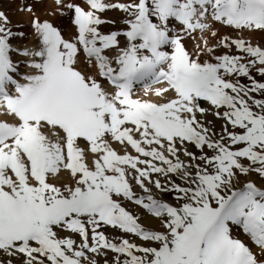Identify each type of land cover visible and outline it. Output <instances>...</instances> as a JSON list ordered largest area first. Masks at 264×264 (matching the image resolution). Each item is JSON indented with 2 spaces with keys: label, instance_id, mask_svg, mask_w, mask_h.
<instances>
[{
  "label": "snow or ice",
  "instance_id": "snow-or-ice-1",
  "mask_svg": "<svg viewBox=\"0 0 264 264\" xmlns=\"http://www.w3.org/2000/svg\"><path fill=\"white\" fill-rule=\"evenodd\" d=\"M83 3L61 12L71 14L72 40L33 18L40 47L20 54L39 59L24 82L0 12V115L10 118L0 120V264H97L100 255L108 264L107 252L112 264H264V187L241 179L264 180V48L209 23L264 33V0ZM108 10L125 15V30L99 31L115 23L99 15ZM197 32L202 45L189 53L183 41ZM81 53L109 88L77 69ZM138 85L163 102L134 98ZM208 115L223 122L218 132ZM62 172L69 183L49 182ZM122 201L163 231L143 227Z\"/></svg>",
  "mask_w": 264,
  "mask_h": 264
},
{
  "label": "rangeland",
  "instance_id": "rangeland-1",
  "mask_svg": "<svg viewBox=\"0 0 264 264\" xmlns=\"http://www.w3.org/2000/svg\"><path fill=\"white\" fill-rule=\"evenodd\" d=\"M0 12H3L7 17L8 20L10 21L8 27L12 30L13 32V37L10 39L14 40L13 38H18L21 34L18 31H15L17 29H21L23 27L28 29V33H27V38H24V43L21 45H17V51L14 57L16 60L20 61L22 60V63L24 62L23 68L25 70V74L29 75L33 73V69L30 68L28 65L30 63V61L32 59H39V58H34V57H30V56H23L20 53L27 49H29V51H35L38 50L40 47V42H39V38L37 37V35L34 32V29L31 26V22L33 20V18H38L41 21H48L50 23L53 24L54 27H56L60 32L61 35L64 39L66 40H72L76 35V28L75 26L71 23V14H67V15H61V12L64 13H68V9L65 7V5L69 2L74 3V4H79L80 6L84 7L85 10H87V5L84 4L83 2H80L79 0L74 1V0H63L61 5H57L55 0H0ZM13 2V4H12ZM51 3V11L50 9H45V6H41L42 3ZM105 2H123V3H127L128 0H105ZM13 5L14 8L13 10V15H11L9 12H7L5 10V8L1 9V5H7V4ZM55 6V7H53ZM28 7V9H31V11H26L25 8ZM30 7V8H29ZM56 9V10H55ZM55 12V13H54ZM54 13V14H53ZM49 14V15H48ZM53 14V15H52ZM28 15V17L26 16ZM52 15V16H50ZM101 16L102 19L107 20V21H115L114 24L112 23H106L103 25L99 26V31L102 32L103 34H109L111 31H120V30H125L126 26L121 22L123 19H125V15L118 11V10H108L105 11L104 13L99 14ZM19 20V21H18ZM22 20V21H21ZM211 28L215 31H217L219 33L220 36H224V35H228V36H241L243 37V39H245L246 41H249L253 46H256L257 44L261 47L264 48V33H250V32H241V33H237L234 32L233 30L226 28L218 23L216 24H212L211 21H209ZM63 27V29H62ZM66 33H63V32ZM30 32V33H29ZM18 33V34H17ZM29 34V35H28ZM32 36V37H31ZM203 36L205 38L209 39V43L210 44H215L216 40L212 39L210 37L209 33H204ZM120 46L123 47L125 46V40L123 37H120ZM187 51L189 53H193L195 51V47L197 44H201L202 45V39H201V34L199 32L194 34L193 38H186L183 41ZM12 45V44H11ZM15 46V44H14ZM170 51V49H169ZM223 51V50H220ZM106 54L109 56L110 59H114L115 55L117 54L114 50L113 51H106ZM217 54H220V52L218 51ZM81 56L84 58L83 54L81 53ZM13 57V55H12ZM206 56H201L200 59L201 61H203L204 59H206ZM86 59V58H84ZM89 67V66H88ZM253 75L255 76L256 74L253 72ZM257 80H261L262 78H260L259 76H256ZM247 83V81H242ZM102 85L104 87H106L103 83ZM139 87V86H138ZM136 90V89H135ZM139 91V90H138ZM135 95V94H134ZM202 107L204 108H208L209 105L206 102H202ZM207 120L213 121V123L215 124V130L218 132L221 128L222 125V121L220 120H216L212 115H208L206 117ZM115 143V142H114ZM82 148L86 147V145L84 143H81L80 145ZM190 151H195L194 148L190 147L189 148ZM199 154V153H197ZM135 155V153L133 154ZM209 155H211V153H209ZM183 159V157H182ZM242 180H246V181H252L255 182L258 186L264 187V180H261L257 177V175L253 174V175H249L247 177H241ZM70 181V180H69ZM68 182H61V183H57L58 181H56L55 179H51L49 182L56 184L57 186H60L62 184L65 183H69ZM179 183V181H177ZM133 190L137 193V194H142L140 189L136 186L133 187ZM153 193L155 195L158 196V198H162L166 201H168L169 203H174V201L172 200L171 196L169 195H163L162 197H159V194H156V190L153 189ZM122 206L125 207V209L127 211H129L131 214H133L136 217H139L138 222L145 227L146 229H150V230H159V231H163L160 221L157 219H153V221L151 220L150 223H147L150 219H147L149 217H151L148 213H146L145 210H143L142 208H140L139 206H135L133 205L131 202H127V201H122ZM153 218V217H151ZM102 231H104V233L109 237L112 238L113 236H119L121 235V233H119L116 230H113L111 228H104L101 229ZM238 233V234H237ZM61 236L67 235L66 233H60ZM232 235L235 238L240 239L242 242H244L246 244V246H248L250 248L251 251H253L254 253H258L259 249L254 246L250 239L242 233V231H240L239 229H234V232H232ZM78 242H79V237H74ZM125 238L130 239V241L139 244L140 241L134 237L131 236H126ZM113 253L111 252H107V260H108V264H112V259H113ZM95 259L97 260V264H104V256L100 255V256H96Z\"/></svg>",
  "mask_w": 264,
  "mask_h": 264
},
{
  "label": "bare ground",
  "instance_id": "bare-ground-1",
  "mask_svg": "<svg viewBox=\"0 0 264 264\" xmlns=\"http://www.w3.org/2000/svg\"><path fill=\"white\" fill-rule=\"evenodd\" d=\"M74 1H77V0H74ZM1 2V1H0ZM1 3H3V2H1ZM12 4H13V2H12ZM41 6H45V9H50V11H51V9L52 8H50L52 5H51V3L50 2H48V3H42L41 4ZM53 7H55V6H53ZM3 8H5V10L7 11V12H9L11 15H13V8H14V6L13 5H10L9 3L7 4V5H1V9H3ZM56 8V7H55ZM56 10V9H55ZM55 13V12H54ZM53 13V14H54ZM52 14V15H53ZM49 15V14H48ZM52 15H50V16H52ZM27 17H28V15H26ZM19 21V20H18ZM22 21V20H21ZM210 21V20H209ZM104 26V25H103ZM62 29H63V27H62ZM15 31H18V32H20V34H22V35H20L18 38H13L14 40H11L10 41V43L12 44L11 45V47L13 48V49H15L16 51H17V48H18V46L17 45H21V44H23L24 43V38L27 36V33H28V29L27 28H25V27H23V28H21V29H17V30H15ZM30 33V32H29ZM63 33H66L65 31L63 32ZM18 34V33H17ZM29 35V34H28ZM32 37V36H31ZM27 38V37H26ZM14 44H15V46H14ZM17 44V45H16ZM26 49V48H25ZM24 49V50H25ZM28 51H29V49H27ZM16 51L15 52H13V57H12V59H13V61H14V63L16 64V67H17V73H16V78L20 81V82H24L23 81V77L25 76V75H27V74H25L24 72H25V70H24V68H23V65H24V62L22 63V60L20 61V59L19 60H16L15 58H17V57H14L15 56V54H16ZM88 65V63H87V60L86 59H84L81 55H80V57H79V60H78V63H77V65H76V67H77V69L78 70H80L84 75H86V76H88V75H92V76H95L96 77V79H98V80H101V78L97 75V71L95 70V67L94 66H89ZM101 83H103L106 87V89L107 88H109V85L107 84V82L106 81H103V80H101ZM139 86V87H138ZM138 86H136V90H134V98H140V99H143V100H150V101H154V102H157V101H159V98H157V97H155L154 95H151V94H149L148 96H145L144 95V91H143V87L142 86H140V85H138ZM160 85H154L153 87H159ZM139 90V91H138ZM170 95V94H169ZM159 102H163V101H159ZM5 119H10L9 117H6V116H2V115H0V120H5ZM113 148H114V150H116L117 152H118V154H123V152H124V149H123V147L121 146V145H119L117 142H115V143H113ZM128 151L131 153V154H134V150H131L130 149V146H129V148H128ZM91 159H92V156H91V154H89V156H88V160H89V163H90V161H91ZM56 181H58L57 183L59 184V183H61V182H68L71 178H70V176H69V174L67 173V172H62L61 174H59V176L57 177V178H54ZM70 182V181H69ZM147 219H150L147 223H150V221L152 220L153 221V219L154 218H151V217H149V218H147ZM233 232H234V229H233ZM238 234V233H237Z\"/></svg>",
  "mask_w": 264,
  "mask_h": 264
}]
</instances>
